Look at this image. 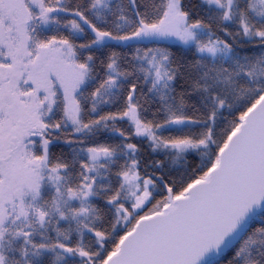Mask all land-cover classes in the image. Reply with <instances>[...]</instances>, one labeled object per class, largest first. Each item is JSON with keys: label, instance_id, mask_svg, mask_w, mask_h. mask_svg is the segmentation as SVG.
<instances>
[{"label": "snow or ice", "instance_id": "obj_1", "mask_svg": "<svg viewBox=\"0 0 264 264\" xmlns=\"http://www.w3.org/2000/svg\"><path fill=\"white\" fill-rule=\"evenodd\" d=\"M0 264H264V0H0Z\"/></svg>", "mask_w": 264, "mask_h": 264}]
</instances>
